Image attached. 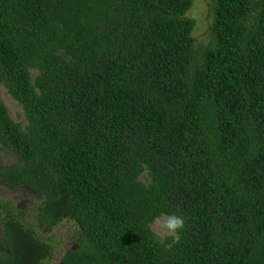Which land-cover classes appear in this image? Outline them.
<instances>
[{"label": "trees", "instance_id": "16d2710c", "mask_svg": "<svg viewBox=\"0 0 264 264\" xmlns=\"http://www.w3.org/2000/svg\"><path fill=\"white\" fill-rule=\"evenodd\" d=\"M192 5L0 0V86L27 119L0 92V182L40 197L0 198V264H48L63 222L59 264H264V0H212L201 49ZM173 213L162 245L147 225Z\"/></svg>", "mask_w": 264, "mask_h": 264}, {"label": "rangeland", "instance_id": "374dc122", "mask_svg": "<svg viewBox=\"0 0 264 264\" xmlns=\"http://www.w3.org/2000/svg\"><path fill=\"white\" fill-rule=\"evenodd\" d=\"M188 15L194 17L196 24L194 27L193 35L196 39V45L199 49L207 45L211 41V32L209 29L210 23L213 21L212 0H193V5L190 8ZM1 96L6 103L12 117L22 122L27 123L25 111L23 106L14 99L2 86H0ZM0 142V167L2 165H10L18 161V156L12 152H8L1 148ZM0 198L10 199L14 203H22L27 205L29 203L34 205L40 197L33 193H27L26 191L12 192L3 183L0 182ZM25 207V206H24ZM30 215L26 216L28 221L37 223L36 218L33 216V211L29 208ZM75 224L72 222H63L51 228L48 231H44V235L52 238V241L57 244V251L55 257L48 264H59L62 252L69 248L73 244V237L75 234Z\"/></svg>", "mask_w": 264, "mask_h": 264}, {"label": "clouds", "instance_id": "9594fccd", "mask_svg": "<svg viewBox=\"0 0 264 264\" xmlns=\"http://www.w3.org/2000/svg\"><path fill=\"white\" fill-rule=\"evenodd\" d=\"M147 227L154 238L163 245L169 238L173 242L179 241V232L185 227V220L174 213L162 214L153 218Z\"/></svg>", "mask_w": 264, "mask_h": 264}, {"label": "flooded vegetation", "instance_id": "af4514ba", "mask_svg": "<svg viewBox=\"0 0 264 264\" xmlns=\"http://www.w3.org/2000/svg\"><path fill=\"white\" fill-rule=\"evenodd\" d=\"M1 183H3V184H4L5 182H1ZM4 185H5V184H4ZM5 186H6V185H5ZM6 187H7V186H6Z\"/></svg>", "mask_w": 264, "mask_h": 264}, {"label": "bare ground", "instance_id": "6f19581e", "mask_svg": "<svg viewBox=\"0 0 264 264\" xmlns=\"http://www.w3.org/2000/svg\"><path fill=\"white\" fill-rule=\"evenodd\" d=\"M22 190V189H21Z\"/></svg>", "mask_w": 264, "mask_h": 264}]
</instances>
